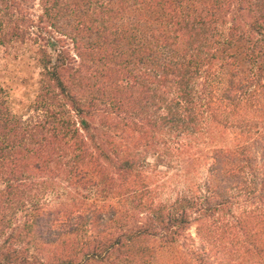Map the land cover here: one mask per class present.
<instances>
[{
    "label": "trees",
    "instance_id": "16d2710c",
    "mask_svg": "<svg viewBox=\"0 0 264 264\" xmlns=\"http://www.w3.org/2000/svg\"><path fill=\"white\" fill-rule=\"evenodd\" d=\"M37 1L0 0L40 68L26 118L0 86V264H264V0Z\"/></svg>",
    "mask_w": 264,
    "mask_h": 264
},
{
    "label": "rangeland",
    "instance_id": "374dc122",
    "mask_svg": "<svg viewBox=\"0 0 264 264\" xmlns=\"http://www.w3.org/2000/svg\"><path fill=\"white\" fill-rule=\"evenodd\" d=\"M39 10L38 1L33 0L31 12L36 15ZM68 28L69 25L66 26V29ZM66 43L67 50L73 56L71 42L67 40ZM39 71L38 64L28 52L23 53L0 46V86L6 103L14 114L26 118L32 113L31 106L39 90ZM161 168L169 169L164 166ZM3 187L0 184V190ZM193 232L194 227L190 229V233ZM170 254L179 256L177 251Z\"/></svg>",
    "mask_w": 264,
    "mask_h": 264
}]
</instances>
